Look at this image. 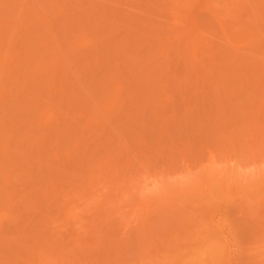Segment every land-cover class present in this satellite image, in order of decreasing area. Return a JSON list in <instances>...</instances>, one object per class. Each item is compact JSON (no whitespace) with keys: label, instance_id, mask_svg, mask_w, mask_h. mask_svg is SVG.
<instances>
[{"label":"rangeland","instance_id":"374dc122","mask_svg":"<svg viewBox=\"0 0 264 264\" xmlns=\"http://www.w3.org/2000/svg\"><path fill=\"white\" fill-rule=\"evenodd\" d=\"M0 264H264V0H0Z\"/></svg>","mask_w":264,"mask_h":264}]
</instances>
